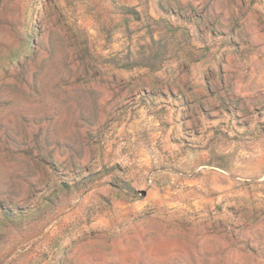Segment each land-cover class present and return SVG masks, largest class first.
Listing matches in <instances>:
<instances>
[{"label": "rangeland", "instance_id": "1", "mask_svg": "<svg viewBox=\"0 0 264 264\" xmlns=\"http://www.w3.org/2000/svg\"><path fill=\"white\" fill-rule=\"evenodd\" d=\"M132 2L0 0V264H230V218L264 211L259 164L164 148L133 69L195 47ZM243 111L264 143V107Z\"/></svg>", "mask_w": 264, "mask_h": 264}, {"label": "crops", "instance_id": "2", "mask_svg": "<svg viewBox=\"0 0 264 264\" xmlns=\"http://www.w3.org/2000/svg\"><path fill=\"white\" fill-rule=\"evenodd\" d=\"M132 5L156 26L163 22L172 41L182 42L185 33L195 47L193 60L184 50H170L160 66L133 69L144 75L136 97L150 93L169 111L164 148L169 154L195 149L199 169L230 170L214 164L223 155L235 167L253 163L264 171V143L242 141L249 137L235 130V123L246 119L244 109L264 107V0H133ZM230 225L229 263L264 264V211L231 217Z\"/></svg>", "mask_w": 264, "mask_h": 264}, {"label": "trees", "instance_id": "3", "mask_svg": "<svg viewBox=\"0 0 264 264\" xmlns=\"http://www.w3.org/2000/svg\"><path fill=\"white\" fill-rule=\"evenodd\" d=\"M135 14V13H134Z\"/></svg>", "mask_w": 264, "mask_h": 264}, {"label": "water", "instance_id": "4", "mask_svg": "<svg viewBox=\"0 0 264 264\" xmlns=\"http://www.w3.org/2000/svg\"><path fill=\"white\" fill-rule=\"evenodd\" d=\"M143 195V194H142Z\"/></svg>", "mask_w": 264, "mask_h": 264}]
</instances>
